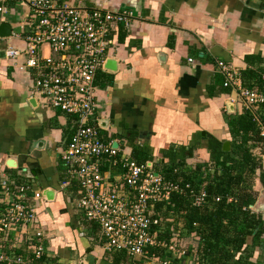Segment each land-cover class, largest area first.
Listing matches in <instances>:
<instances>
[{
	"label": "crops",
	"instance_id": "0c3cea01",
	"mask_svg": "<svg viewBox=\"0 0 264 264\" xmlns=\"http://www.w3.org/2000/svg\"><path fill=\"white\" fill-rule=\"evenodd\" d=\"M57 2H67L80 10L127 8L132 12L127 27L118 25L108 36L111 43L105 59L114 60V70L102 66L95 73L97 106L89 123L100 126L99 120L103 122L101 139H117L132 159L133 148L137 153L150 154L146 160L153 162L159 173L160 164L166 161L162 153L171 146L199 141L193 155L196 152L203 159L207 139L228 141L224 120L229 114H238L243 106L229 87L221 85L223 77L216 61L226 62L240 76L246 67L243 55L264 53V0ZM7 8V12L0 13V23H7L10 32L0 37V42L10 38L16 42L9 45L19 46L21 40L11 33L27 31L21 27L27 7L16 0ZM29 76L3 54L0 56V165L13 160L14 169H7L12 179L18 183L31 179L41 194L44 190L50 194L49 199L42 194L36 202L49 255L34 264H83L86 256L92 264H111L105 252L116 250H104L97 229L87 230L89 221L74 203V179L60 186L69 178L58 153L73 131L70 117L42 104L31 93ZM225 88L228 92L223 91ZM226 103H231V112ZM255 184L253 189H263L258 182ZM256 199L253 210L264 202L259 196ZM258 212L264 220V213ZM189 236L193 245L190 252L186 249L190 254L183 256L182 263L198 264L194 258L196 237ZM130 259L132 264H156ZM250 260L264 264V250L255 248Z\"/></svg>",
	"mask_w": 264,
	"mask_h": 264
},
{
	"label": "built area",
	"instance_id": "2783aa9c",
	"mask_svg": "<svg viewBox=\"0 0 264 264\" xmlns=\"http://www.w3.org/2000/svg\"><path fill=\"white\" fill-rule=\"evenodd\" d=\"M15 1L0 0V13L7 12ZM18 1L27 7L21 24L27 31L11 33L22 44L7 45L3 57L30 75L31 93L42 104L70 117L73 131L58 153L69 178L60 186L74 179L75 206L96 225L104 250H120L144 263L184 264L183 256L188 253L177 244L180 223L170 229L168 240L160 238L172 217L156 215L153 205L174 193L186 195L191 205L200 207L206 202L204 189L181 179L165 178L149 160L135 161L125 145L117 139H101V127L89 123L97 106L95 73L107 55L111 43L108 36L118 25L127 27L131 10H80L57 0ZM216 66L223 77L221 85L235 93L243 108L253 110L264 103V91L242 86L240 76L229 64L217 60ZM7 169L14 166L0 165V262L34 264L49 255L36 213V202L43 198L41 189L34 188L31 179L16 182ZM249 208L253 209L252 205ZM151 248L170 255L160 257L150 253Z\"/></svg>",
	"mask_w": 264,
	"mask_h": 264
},
{
	"label": "trees",
	"instance_id": "16d2710c",
	"mask_svg": "<svg viewBox=\"0 0 264 264\" xmlns=\"http://www.w3.org/2000/svg\"><path fill=\"white\" fill-rule=\"evenodd\" d=\"M242 59L246 67L240 75L241 85L264 91V53L245 54ZM223 91L228 92V88ZM224 121L229 141L227 150L221 149L224 140L210 137L205 143L207 154L203 159L196 152L193 155L195 145H199L196 141L193 145L171 146L162 153L166 161L162 164L157 161L165 178L188 181L206 192V202L200 207L191 205L186 195L174 193L166 201L154 203L156 215L172 217L169 227L167 224L168 228L159 237L168 240L170 229L180 223V236L196 237L194 258L198 264H256L250 258L255 248L264 250V220L249 205L257 197L252 188L253 177L264 188V164L260 160L264 153L261 133L264 103L253 110L243 108L238 114H229ZM126 140L130 142L131 138ZM131 156L137 162L151 158L146 152L137 153L135 148ZM214 197L218 200L214 201ZM87 230L95 231L96 225L89 222ZM150 253L160 257L170 255L159 248H151ZM105 258L111 264L133 263L120 250L105 252Z\"/></svg>",
	"mask_w": 264,
	"mask_h": 264
},
{
	"label": "water",
	"instance_id": "95a60500",
	"mask_svg": "<svg viewBox=\"0 0 264 264\" xmlns=\"http://www.w3.org/2000/svg\"><path fill=\"white\" fill-rule=\"evenodd\" d=\"M9 32H10L9 25L7 23H5V22H1L0 23V37L8 36ZM2 54H3V51L0 52V56H2ZM102 66L104 68H107V69H110V70H114V68H115L114 60L113 59H105L103 61V65ZM29 102L33 104V102L31 100H29ZM226 107H227V111L228 112L232 111L231 103H226ZM99 124L102 127L104 126L103 122L101 120H99ZM112 145L115 146V143L113 142ZM228 148H229V142L227 140L223 141L222 145H221V149L222 150H227ZM10 163H13V164H10ZM6 164L9 165V166H14V161L13 160H8L6 162ZM42 194L45 195L47 199L50 198V194H49V192L47 190H44L42 192ZM259 210L260 211H264V202L260 203L255 208V211H259ZM83 262H84L83 264H92L93 263L92 259L90 257H87V256L83 259Z\"/></svg>",
	"mask_w": 264,
	"mask_h": 264
},
{
	"label": "rangeland",
	"instance_id": "374dc122",
	"mask_svg": "<svg viewBox=\"0 0 264 264\" xmlns=\"http://www.w3.org/2000/svg\"><path fill=\"white\" fill-rule=\"evenodd\" d=\"M10 20V19H9ZM11 21V20H10ZM14 42H16L15 40H13V39H6L5 41H1L0 42V48H4L5 46H6V44H12V43H14ZM263 132H264V129H263ZM201 133V132H200ZM192 160H194V158L192 159ZM260 160H261V163L262 164H264V157L263 158H260ZM255 182H258V179L256 178V176L255 177H253V179H252V187H253V184H255ZM259 183V182H258ZM256 185V184H255ZM254 185V186H255ZM259 189V190H258ZM257 190H255L256 192H257V196H259V201H264V188L263 189H260V188H258ZM257 198V197H256ZM257 200V199H256ZM255 206V204H253V207ZM252 207V208H253ZM254 210H255V208H254ZM263 213H264V211H262ZM259 213H261V212H259ZM261 215V214H260ZM262 217V216H261ZM192 238V237H191ZM191 238H190V236H179V238H178V241H177V244L179 245V247L181 246V247H183L184 249H189V248H191L192 247V245H193V242H192V240H191ZM186 252H187V250H186ZM150 262H152V261H150ZM262 262V261H261ZM260 262V263H261ZM152 263H156V262H152Z\"/></svg>",
	"mask_w": 264,
	"mask_h": 264
},
{
	"label": "bare ground",
	"instance_id": "6f19581e",
	"mask_svg": "<svg viewBox=\"0 0 264 264\" xmlns=\"http://www.w3.org/2000/svg\"><path fill=\"white\" fill-rule=\"evenodd\" d=\"M10 164H13V163H10Z\"/></svg>",
	"mask_w": 264,
	"mask_h": 264
}]
</instances>
